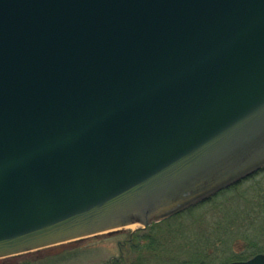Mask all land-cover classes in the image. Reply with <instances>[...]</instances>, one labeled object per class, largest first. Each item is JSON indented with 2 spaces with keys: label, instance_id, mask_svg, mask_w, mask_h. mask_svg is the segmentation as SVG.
Segmentation results:
<instances>
[{
  "label": "water",
  "instance_id": "water-1",
  "mask_svg": "<svg viewBox=\"0 0 264 264\" xmlns=\"http://www.w3.org/2000/svg\"><path fill=\"white\" fill-rule=\"evenodd\" d=\"M262 169L264 0H0V259Z\"/></svg>",
  "mask_w": 264,
  "mask_h": 264
},
{
  "label": "rangeland",
  "instance_id": "rangeland-1",
  "mask_svg": "<svg viewBox=\"0 0 264 264\" xmlns=\"http://www.w3.org/2000/svg\"><path fill=\"white\" fill-rule=\"evenodd\" d=\"M141 229L131 225L0 264H228L242 254L264 253V169Z\"/></svg>",
  "mask_w": 264,
  "mask_h": 264
},
{
  "label": "trees",
  "instance_id": "trees-1",
  "mask_svg": "<svg viewBox=\"0 0 264 264\" xmlns=\"http://www.w3.org/2000/svg\"><path fill=\"white\" fill-rule=\"evenodd\" d=\"M40 251H42V250H40ZM40 251H37V252H40ZM253 256H254V254L253 255H249V256H247L246 254H242L241 256L237 257V261L247 260V259H249V258H251ZM17 257H20V256L10 257V258H6V259H16Z\"/></svg>",
  "mask_w": 264,
  "mask_h": 264
},
{
  "label": "flooded vegetation",
  "instance_id": "flooded-vegetation-1",
  "mask_svg": "<svg viewBox=\"0 0 264 264\" xmlns=\"http://www.w3.org/2000/svg\"><path fill=\"white\" fill-rule=\"evenodd\" d=\"M152 226V225H151ZM150 226L146 227V228H142L141 230H147Z\"/></svg>",
  "mask_w": 264,
  "mask_h": 264
}]
</instances>
